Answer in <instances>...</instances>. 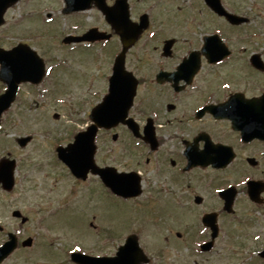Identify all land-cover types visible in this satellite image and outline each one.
Wrapping results in <instances>:
<instances>
[{
	"label": "flooded vegetation",
	"instance_id": "af4514ba",
	"mask_svg": "<svg viewBox=\"0 0 264 264\" xmlns=\"http://www.w3.org/2000/svg\"><path fill=\"white\" fill-rule=\"evenodd\" d=\"M153 7L136 11L134 0L92 1L88 12L99 17L93 26L110 38L71 43L64 48L66 59L84 50L92 60L94 52L100 55L101 62L109 57L108 74L94 78L96 87L101 83L100 102L109 91L114 64L121 59L123 50L121 35L106 15L128 17L130 24L145 23L122 55L127 73L123 86L135 84L127 115L104 127L93 123L91 107L89 113L84 111L78 128L70 129L66 142L69 144L76 133L95 124V167L104 176L123 175L132 196L112 193L91 170L80 180L59 164L66 171L65 193L60 198L52 197L53 208L45 203L38 206L47 213L38 219V224L48 225L55 220V226H61L71 213H79L83 227H89L98 239L91 251L106 255L109 252L97 248L104 240L103 233L99 237L95 232L103 226L106 214L100 197L106 194L136 214L134 221L126 222L125 229H116L120 236L112 240L113 254L130 237L141 249L138 260L147 257V262L141 264H157V259H161L160 264H264V40L250 41L245 35L243 42L217 41L216 34L224 39V30L234 38H242L250 19L233 12L247 19L242 25H230L203 0H196L192 9H163L152 18ZM166 11L171 22L162 17ZM80 13L83 12L69 15ZM1 34L6 36V32ZM29 42L7 43L0 39V48L6 51L17 44L27 45L44 64V74L37 83L31 82L35 81L32 77L31 81L14 84L15 98L2 112L0 131L15 126L24 92L49 99L57 94L82 95L87 94L88 83L93 80L85 84L84 75L80 72L74 77L75 70L69 66L58 70L50 57V47L42 51ZM221 47L225 49L217 51ZM38 67L34 57L20 56L10 59L8 65H0V95L9 90L10 76L27 78ZM28 72L31 73L26 75ZM56 72L62 77L53 79ZM64 77L63 82L58 80ZM17 139L16 136L14 143ZM2 140L0 137V153L8 149ZM6 152L0 161L13 159L15 172H21L20 163L11 157L13 151ZM119 176L113 180L119 182ZM78 185L85 191L73 212L72 191ZM23 227L18 225L22 232ZM1 228L3 232L5 227ZM79 251L98 256L82 247Z\"/></svg>",
	"mask_w": 264,
	"mask_h": 264
},
{
	"label": "rangeland",
	"instance_id": "374dc122",
	"mask_svg": "<svg viewBox=\"0 0 264 264\" xmlns=\"http://www.w3.org/2000/svg\"><path fill=\"white\" fill-rule=\"evenodd\" d=\"M193 1L195 0H166V2L163 0H134V9L141 11L149 5H153L151 10V17L153 18L160 15L159 12L163 9L169 10V12H176L178 9H192L193 7L190 5ZM223 3L232 12L245 14L250 19L247 32L241 33L242 38H234L228 33L229 31L224 30L223 33L227 41L239 40L243 42L245 35L251 39L250 41L264 40V0H224ZM62 4L61 0H20L4 13L0 39L7 43L27 40L36 49L42 51L50 47L51 56L48 52L46 54L60 63L61 58H65L63 56L65 47L63 48L60 43L61 35L83 31L99 21L98 14L92 12L79 14L78 19L76 17H64L59 11ZM167 11L162 17L171 22L172 19L168 17ZM47 13L54 16L52 22L45 21ZM71 20L72 25L79 26L78 30H72L69 27ZM216 25L219 24L216 23ZM3 32L7 33L6 36L1 34ZM100 58V55L94 52L92 60L91 54L84 50L66 59L65 65L58 66V70H62L65 66L72 67L76 71L73 72L74 77L81 72L84 75L82 79L85 84L86 80L93 79L88 83L87 94L73 95V93L71 96L57 94L49 99L41 95H31L24 92V104L19 105L17 109L15 126L6 127L0 131V137H3L1 143L8 147L5 152L0 153V157L6 155V151L12 150L11 157H14L22 167L21 172L16 171V174L19 172L16 188L10 193L0 189V225L5 227V231L0 233V243L5 240V232H12L20 225L18 221L10 217L13 209L20 210L28 217L21 238L31 237L34 241L31 249L17 251L3 264H73L65 255L66 248L72 244H77L95 255L101 253L96 250L91 251L90 247L98 239H95V233L90 232L89 227H83L79 213H71L70 218L62 221L61 226H55V220L48 222V225L38 224V219L47 214L38 206L45 203V206L49 205V209L51 206L53 208L52 197H63L67 187L66 171L52 161L55 159L53 144L68 140L70 129L78 128L79 122L85 115L84 111L89 113V109L98 103L102 96L101 83L96 87L97 80L94 81V78L96 75L108 74L109 57H105L103 62L99 61ZM56 76L62 77L56 72L52 78L56 79ZM58 80L63 82L65 77ZM67 85L61 90H64ZM54 114H59V118L54 119ZM21 116L24 118L23 120H20ZM2 131L4 134L1 133ZM26 134H33V141L28 147L20 150L18 145L14 143V139L16 136L20 137ZM64 144L63 146H65ZM56 178L58 180L55 182ZM54 185L56 186L54 187ZM82 187L78 185L77 189L72 191L73 212L81 204V198L85 191ZM51 189L52 192H50ZM100 199L103 204L101 209H104L106 215L102 222L103 226L100 225L95 232L99 237L103 233L104 240H101L103 242L100 241V247H97V244L96 247L99 248V251L109 252L101 256L108 255L110 257L115 252V247L111 249L112 240L120 236L116 229H125L126 222L129 219L134 221L136 214L133 209H127L121 204L118 205L110 195L103 194ZM49 212L50 210H48ZM65 231L68 233L66 234ZM156 261L157 264H160L161 259Z\"/></svg>",
	"mask_w": 264,
	"mask_h": 264
},
{
	"label": "water",
	"instance_id": "95a60500",
	"mask_svg": "<svg viewBox=\"0 0 264 264\" xmlns=\"http://www.w3.org/2000/svg\"><path fill=\"white\" fill-rule=\"evenodd\" d=\"M17 0H0V22L1 16L4 9ZM68 4L67 10L74 9H84L87 8L89 2L91 0H65ZM82 2V6L75 7L70 5L71 2L77 3ZM211 8L215 10L218 14L224 15L228 18V20L232 24H239L241 19L225 14L222 10L218 0H206ZM72 9V10H73ZM107 14V13H106ZM107 19L114 26L117 32L120 33L121 36L124 37V42H126L125 37L130 33V36L134 32V28L132 25H128L127 17H114L112 15L107 14ZM136 31L140 30V26H138ZM127 33V34H126ZM134 34V33H133ZM135 36V35H134ZM99 39V35L95 32V30H90L87 34L83 35L76 39V41L80 40H89L94 41ZM211 39V38H209ZM207 39V41L209 40ZM217 51L221 52V48H216ZM27 48L23 46L17 47L14 51L10 53H5L0 50V63L8 62L9 59L18 58V56L23 57L24 59L28 56ZM220 55V54H219ZM29 58V57H28ZM123 59H119L114 67V74L110 79V90L109 94L105 97L104 101L95 107L92 110L91 118L97 124H100L104 127H110L112 124H115L118 120H121L126 116L127 109L131 104L132 97L134 95L135 84L131 85L129 88H125L123 86V81L127 79L124 71L122 70ZM26 65V62L23 63ZM26 76V75H24ZM39 75H34L33 77L37 80ZM20 77V76H19ZM21 78V77H20ZM26 78V77H25ZM24 78V79H25ZM27 78H30L28 76ZM96 127L92 126L88 132L84 135H78L75 139V142L68 146L65 149H58V157L59 159L69 166L71 172L76 177H83L85 173L93 168V153H94V145H93V137L95 133ZM27 141L25 139L23 144ZM104 182L108 187L111 188L114 192L122 195L129 196L133 193L127 190L124 187V182L122 176H120L119 182L113 180L111 175H103V171L99 172ZM116 177V176H115ZM118 177V176H117ZM122 179V180H121ZM119 185H118V183ZM0 183L5 190H11L13 186V163L12 162H2L0 164ZM14 217H20V213L15 211L12 214ZM26 221L25 218L22 219L24 223ZM8 241H6L2 246H0V263L5 260L17 247V240L14 235L9 234ZM24 247L31 245V239H27L22 244ZM133 246V242L128 240L126 244L120 248L117 256L115 258H90L85 257L79 254H73V260L78 264H139L140 260H138V249Z\"/></svg>",
	"mask_w": 264,
	"mask_h": 264
}]
</instances>
